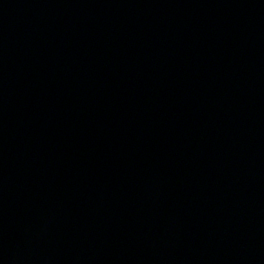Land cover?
I'll list each match as a JSON object with an SVG mask.
<instances>
[{
	"label": "water",
	"instance_id": "1",
	"mask_svg": "<svg viewBox=\"0 0 264 264\" xmlns=\"http://www.w3.org/2000/svg\"><path fill=\"white\" fill-rule=\"evenodd\" d=\"M0 264H264V0H0Z\"/></svg>",
	"mask_w": 264,
	"mask_h": 264
}]
</instances>
